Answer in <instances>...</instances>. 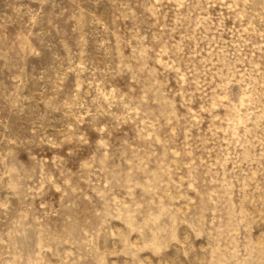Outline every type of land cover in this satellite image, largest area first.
I'll use <instances>...</instances> for the list:
<instances>
[{
  "label": "rangeland",
  "instance_id": "obj_1",
  "mask_svg": "<svg viewBox=\"0 0 264 264\" xmlns=\"http://www.w3.org/2000/svg\"><path fill=\"white\" fill-rule=\"evenodd\" d=\"M0 264H264V0H0Z\"/></svg>",
  "mask_w": 264,
  "mask_h": 264
}]
</instances>
